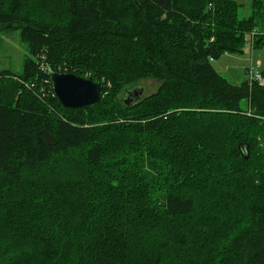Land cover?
<instances>
[{"label":"trees","instance_id":"obj_1","mask_svg":"<svg viewBox=\"0 0 264 264\" xmlns=\"http://www.w3.org/2000/svg\"><path fill=\"white\" fill-rule=\"evenodd\" d=\"M240 6L0 0L27 49L0 69V264H264V85L212 64L264 52V0ZM52 72L102 98L64 106ZM145 77L158 90L127 106Z\"/></svg>","mask_w":264,"mask_h":264},{"label":"rangeland","instance_id":"obj_2","mask_svg":"<svg viewBox=\"0 0 264 264\" xmlns=\"http://www.w3.org/2000/svg\"><path fill=\"white\" fill-rule=\"evenodd\" d=\"M241 6L238 10L239 17H249L252 14L251 0H236ZM258 28L264 31V21L258 22ZM244 53L239 55L225 54L220 58L213 60V67L218 73L226 77L234 84H241L249 78V70L257 69L261 64L264 52L262 50L252 49L251 44H247ZM27 55L25 44L20 39L19 31L7 33L0 31V69H10L20 72L23 67L24 59ZM144 87L143 96H149L155 93L160 82L152 77H145L134 84L124 87L118 97L122 100L126 89Z\"/></svg>","mask_w":264,"mask_h":264},{"label":"water","instance_id":"obj_3","mask_svg":"<svg viewBox=\"0 0 264 264\" xmlns=\"http://www.w3.org/2000/svg\"><path fill=\"white\" fill-rule=\"evenodd\" d=\"M51 82L54 94L66 107L79 108L94 104L102 98V82L72 72H52ZM144 90L143 86L127 89L123 102L131 107L140 103L144 98Z\"/></svg>","mask_w":264,"mask_h":264},{"label":"built area","instance_id":"obj_4","mask_svg":"<svg viewBox=\"0 0 264 264\" xmlns=\"http://www.w3.org/2000/svg\"><path fill=\"white\" fill-rule=\"evenodd\" d=\"M258 65H260V63ZM249 80L250 82L257 81L259 84L264 85V78L259 71V68L249 70Z\"/></svg>","mask_w":264,"mask_h":264},{"label":"flooded vegetation","instance_id":"obj_5","mask_svg":"<svg viewBox=\"0 0 264 264\" xmlns=\"http://www.w3.org/2000/svg\"><path fill=\"white\" fill-rule=\"evenodd\" d=\"M127 90V89H126ZM126 90H125V93H126Z\"/></svg>","mask_w":264,"mask_h":264}]
</instances>
